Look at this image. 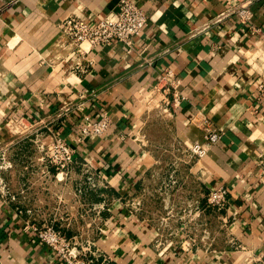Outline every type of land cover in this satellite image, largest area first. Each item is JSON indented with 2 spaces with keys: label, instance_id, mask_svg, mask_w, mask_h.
<instances>
[{
  "label": "crops",
  "instance_id": "1",
  "mask_svg": "<svg viewBox=\"0 0 264 264\" xmlns=\"http://www.w3.org/2000/svg\"><path fill=\"white\" fill-rule=\"evenodd\" d=\"M118 1L0 0V264H62L26 220L91 242L100 264H264V0L255 30L215 22L227 0H133L148 23L132 43L82 53L58 28ZM165 68L183 96L167 110L148 97ZM103 111L106 132L78 142ZM45 128L74 147L47 179L32 140ZM207 129L220 138L197 158ZM218 185L221 208L206 201Z\"/></svg>",
  "mask_w": 264,
  "mask_h": 264
},
{
  "label": "built area",
  "instance_id": "2",
  "mask_svg": "<svg viewBox=\"0 0 264 264\" xmlns=\"http://www.w3.org/2000/svg\"><path fill=\"white\" fill-rule=\"evenodd\" d=\"M254 0H227L223 11L215 18V22L235 15L238 21L248 29L255 30L253 23V11L251 5ZM148 23V16L144 9L133 0H119L117 10L109 12L104 17L92 21L76 15H69L58 23V28L69 43L77 46V52L82 53L95 46H104L113 41H119L126 45L132 43V38L139 34ZM87 47V49L85 48ZM77 67V63L72 68ZM178 78L171 68H165L160 76L158 84L149 94V101L156 103L153 106L176 107L183 96L177 90ZM63 109V108H62ZM68 108H66L67 110ZM64 111V109H63ZM62 112H59L61 114ZM77 141L82 142L90 135L100 136L109 127V116L106 111L101 112L95 118L84 115ZM19 132L31 129L25 122H17ZM220 138V133L207 129L206 142H194L190 146V152L197 158L203 157L210 144H214ZM33 144L38 152L42 164L41 173L44 179L51 176L52 167L56 174L67 172L73 162L74 147L50 128L34 131ZM12 164L7 159L6 149L0 150V169H6ZM0 182L1 179H0ZM228 190L224 185L211 188L207 195V204L221 208L227 202ZM24 230L33 233L35 238L50 247L60 258L62 264H100L96 262L91 242L80 244L74 237L67 236L61 230L51 224H37L26 220ZM102 264V263H101Z\"/></svg>",
  "mask_w": 264,
  "mask_h": 264
}]
</instances>
